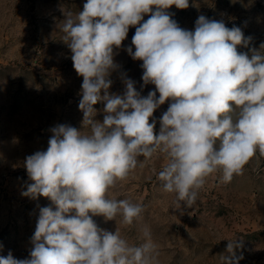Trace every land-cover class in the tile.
<instances>
[{"label":"clouds","instance_id":"9594fccd","mask_svg":"<svg viewBox=\"0 0 264 264\" xmlns=\"http://www.w3.org/2000/svg\"><path fill=\"white\" fill-rule=\"evenodd\" d=\"M172 6L186 9L189 0H87L82 11L64 13L59 28L83 77L82 124L52 127L47 149L26 157L31 183L22 195L51 205L39 207L28 257L9 251L0 264H160V246L147 225L138 245L117 229L98 227V216L120 217L125 226L143 220L142 202L111 198L109 191L162 157V169L152 171L183 211L196 204L212 174L230 183L257 153L264 156V43L250 48L252 37L240 27L205 15L194 30L184 29L167 11ZM130 27L135 51L125 50L142 61L141 88L155 86L147 96L130 78L123 80V94L109 92L119 67L114 50ZM166 102L157 132L153 114ZM97 103L104 104L102 122L95 118ZM242 247L228 240L223 264H239Z\"/></svg>","mask_w":264,"mask_h":264},{"label":"rangeland","instance_id":"374dc122","mask_svg":"<svg viewBox=\"0 0 264 264\" xmlns=\"http://www.w3.org/2000/svg\"><path fill=\"white\" fill-rule=\"evenodd\" d=\"M87 0H0V256L11 251L17 259L28 257L31 237L39 216V207L50 206L45 197L33 200L22 195L31 183L25 167L26 157L46 150L58 124L80 128L79 110L83 77L73 67L71 50L63 40L59 24L67 11L83 10ZM180 27L194 30L200 15L223 21L228 28L240 27L251 36L250 48L264 43V0H189V7L167 10ZM145 20L148 19L146 15ZM135 27H130L119 50H114L119 65L110 77L109 92L123 94V80L135 81L137 91L147 96L154 85H143L142 61L125 50L131 45ZM239 47L238 51L247 52ZM159 94L157 93V96ZM166 102L154 112L159 118L167 110ZM97 120H103V103ZM82 131H88L82 129ZM142 159V158H141ZM165 163L154 157L144 168H137L123 185L109 191L115 199L131 198L142 202L143 220L125 226L94 217L98 227L116 229L131 244L142 243L141 227H150L158 243L160 264H223L229 256L228 240L243 242L239 264H264V156L257 153L230 183H220L212 174L200 190L192 208L175 209L174 194L161 191L156 172Z\"/></svg>","mask_w":264,"mask_h":264}]
</instances>
